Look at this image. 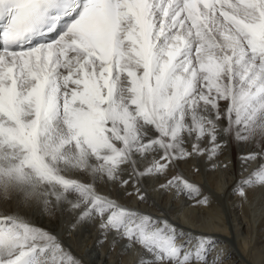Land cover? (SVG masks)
<instances>
[{
    "label": "snow or ice",
    "instance_id": "6c2138e0",
    "mask_svg": "<svg viewBox=\"0 0 264 264\" xmlns=\"http://www.w3.org/2000/svg\"><path fill=\"white\" fill-rule=\"evenodd\" d=\"M229 144L248 146L234 182L247 199L264 190V0H0V181L19 189L0 215V264H80L31 222L36 208L95 223L137 264H222L207 233L119 199L145 202L154 178L207 204L173 169ZM29 173L50 189L35 208Z\"/></svg>",
    "mask_w": 264,
    "mask_h": 264
},
{
    "label": "bare ground",
    "instance_id": "6f19581e",
    "mask_svg": "<svg viewBox=\"0 0 264 264\" xmlns=\"http://www.w3.org/2000/svg\"><path fill=\"white\" fill-rule=\"evenodd\" d=\"M59 136L60 133H50L45 142L55 143ZM247 147L229 144L211 163L204 157L192 158L173 169L199 186L201 194L208 197L207 204H195L199 197L190 199L161 191L158 184L162 180L154 178L141 182L148 196L145 202H138L135 196H123L119 202L155 216H166L189 235L207 233L215 241L211 254L216 256L219 252L222 264H264V190L249 192L247 199H242L234 190L240 171L239 156ZM224 164L227 168L222 166ZM75 165V152L70 147L61 157L60 166L65 174L73 175ZM80 178L89 179L88 176ZM26 182L32 194L28 203L35 208L41 196L50 189L32 173L28 174ZM99 190L105 193L108 188L104 186ZM18 192L15 183L0 181V215L16 211ZM27 215L34 225L53 232L80 264H137L139 252L136 248H125L122 242L113 243L111 236L105 240L95 223L74 226L72 215L58 209L41 211L36 208Z\"/></svg>",
    "mask_w": 264,
    "mask_h": 264
},
{
    "label": "rangeland",
    "instance_id": "374dc122",
    "mask_svg": "<svg viewBox=\"0 0 264 264\" xmlns=\"http://www.w3.org/2000/svg\"><path fill=\"white\" fill-rule=\"evenodd\" d=\"M188 213L192 216V213L191 212H188ZM195 215H196V213H195ZM196 217H197L198 220H201V216H199L198 214L196 215ZM204 217H206V216L204 215Z\"/></svg>",
    "mask_w": 264,
    "mask_h": 264
}]
</instances>
